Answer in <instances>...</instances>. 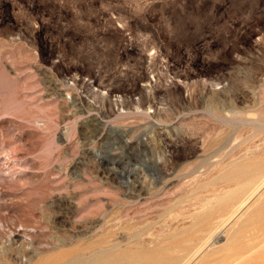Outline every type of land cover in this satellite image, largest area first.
I'll list each match as a JSON object with an SVG mask.
<instances>
[{
  "label": "rangeland",
  "instance_id": "obj_1",
  "mask_svg": "<svg viewBox=\"0 0 264 264\" xmlns=\"http://www.w3.org/2000/svg\"><path fill=\"white\" fill-rule=\"evenodd\" d=\"M0 264H264V0H0Z\"/></svg>",
  "mask_w": 264,
  "mask_h": 264
},
{
  "label": "bare ground",
  "instance_id": "obj_2",
  "mask_svg": "<svg viewBox=\"0 0 264 264\" xmlns=\"http://www.w3.org/2000/svg\"><path fill=\"white\" fill-rule=\"evenodd\" d=\"M77 259V258H76ZM63 263V262H62ZM68 263V262H67Z\"/></svg>",
  "mask_w": 264,
  "mask_h": 264
}]
</instances>
